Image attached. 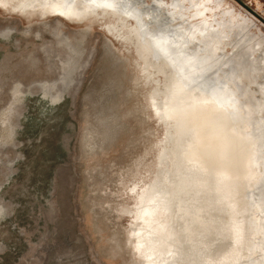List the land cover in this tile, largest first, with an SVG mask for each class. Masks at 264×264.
Instances as JSON below:
<instances>
[{
  "label": "rangeland",
  "instance_id": "1",
  "mask_svg": "<svg viewBox=\"0 0 264 264\" xmlns=\"http://www.w3.org/2000/svg\"><path fill=\"white\" fill-rule=\"evenodd\" d=\"M226 1L264 33V0ZM39 16L0 8V264H172L189 222L171 128L154 111L163 77L107 32L110 18ZM193 93L235 244L225 255L218 241L211 262L241 264L256 231L251 100L239 117L221 79Z\"/></svg>",
  "mask_w": 264,
  "mask_h": 264
},
{
  "label": "flooded vegetation",
  "instance_id": "2",
  "mask_svg": "<svg viewBox=\"0 0 264 264\" xmlns=\"http://www.w3.org/2000/svg\"><path fill=\"white\" fill-rule=\"evenodd\" d=\"M0 5H4V0H0ZM53 13L75 20L112 16L130 22L131 35L137 34L132 44L142 70L151 77L160 74L164 79L162 88L155 90L160 95V106L154 111L161 120L172 118L171 126L163 121L171 128L172 153L178 161L177 170L171 172V186L175 195L186 193L183 201L190 218L188 234L182 235L183 245L173 250L172 264H212L218 256V241L224 244L225 255L234 244L227 201L224 198L223 203L221 198L225 193L218 189L221 175L208 141L205 147L203 117L194 89L191 91L189 86L198 84L201 70L206 71V77L201 79H221L231 98L228 104L237 105L234 109L239 117L245 114L242 104L247 98L251 100L252 123L248 130L258 188L253 204L256 231L247 240L249 252L240 261L264 264V33L257 24L226 0H45L42 7L24 11L42 17ZM152 32L164 34L167 41L160 42L159 47L153 45ZM192 49L204 55L205 60L193 65L189 84L185 78L188 72L175 51L184 53ZM237 244L238 249H243L242 240Z\"/></svg>",
  "mask_w": 264,
  "mask_h": 264
},
{
  "label": "bare ground",
  "instance_id": "3",
  "mask_svg": "<svg viewBox=\"0 0 264 264\" xmlns=\"http://www.w3.org/2000/svg\"><path fill=\"white\" fill-rule=\"evenodd\" d=\"M27 1L29 0H4V5H0V8L2 9H7V10H13L14 12H17V13H21V14H24V11H26V9H31V8H37V7H42V3L45 1V0H33L31 2H29V4H27ZM28 5V6H27ZM106 10V9H104ZM101 15L105 16L104 14L101 13ZM111 16V15H110ZM40 17V16H39ZM47 17H54V18H62L64 21H68V22H76V23H83V22H86V21H89L88 19H79V20H75V19H70L68 18L67 16L63 15V14H60V13H53L52 15L50 16H47ZM108 18V17H107ZM97 19H103L102 17H97ZM111 20H109L107 23H106V26H105V29L107 30V32L109 34H111L112 36L116 37V38H120L122 39L124 42L127 41V42H130L132 44V40L134 39L135 37V41L137 39V34L134 35V37L131 35V29H132V24L126 20H120L118 18H115V17H110ZM86 20V21H85ZM93 20H96L93 19ZM155 32H152V35L151 36H154ZM155 37V36H154ZM150 38V37H149ZM155 42L156 39H155ZM133 45V44H132ZM157 47H159L157 45ZM193 51L191 50H184V53H179L177 51H175V53L178 54V57L180 60V63H183V66L185 67V69H187L190 73H188L190 75V77L193 75L192 74V70H193V65L198 62L199 60L202 61V60H205L204 58V55H201L199 53L198 50L196 49H192ZM164 57V56H163ZM165 59L169 60V58H166L164 57ZM172 61L174 60L173 57L171 58ZM191 59L192 61H194V64H189L188 63V60ZM179 61V60H178ZM200 63V62H199ZM140 65V63H138ZM138 65V66H139ZM201 65V64H200ZM148 76L149 74L146 73ZM201 78L204 77L206 75V71L205 70H201ZM206 77V76H205ZM200 77H198V79H201ZM194 82V80H193ZM191 87V91L197 87V84L195 83H191L190 86ZM153 94H156L157 96V92L154 91ZM154 108H156V105L154 103ZM172 118H163L162 121H167L168 124L171 126L172 124ZM164 124L166 125V123L164 122ZM164 133V132H163ZM234 133V132H233ZM169 134H171V130L169 132ZM232 134V133H231ZM230 134V135H231ZM172 135V134H171ZM236 135V134H235ZM10 136V134H9ZM207 136V135H206ZM208 137H209V131H208ZM245 138V137H244ZM243 138V139H244ZM231 139V138H230ZM234 140V139H233ZM245 140V139H244ZM208 141V139H207ZM209 148H211V145H209ZM236 149V148H235ZM10 176V175H9ZM9 178V177H8ZM170 178H171V173H170ZM171 180V179H170ZM172 182V181H171ZM164 188L166 189V185H164ZM0 190H1V185H0ZM179 207H181V205H179ZM6 209L4 208V205L2 204L1 202V198H0V216L1 215H5ZM186 212H187V215H185L184 217L187 218V221L189 222L190 218H189V215H188V211L186 209ZM128 215H130L129 212H127ZM130 227V232H131V226ZM182 232V235L183 234H186L188 232V229L186 226H182L181 225V230H180V233ZM188 234V233H187ZM181 235V236H182ZM134 237V236H132ZM183 241V240H182ZM134 242V241H131V243ZM133 245V243H132ZM131 245L132 247V250L133 252L135 253V250L133 249V246Z\"/></svg>",
  "mask_w": 264,
  "mask_h": 264
}]
</instances>
